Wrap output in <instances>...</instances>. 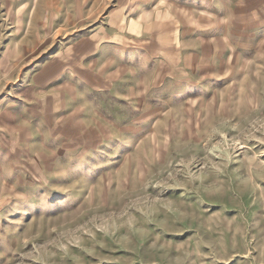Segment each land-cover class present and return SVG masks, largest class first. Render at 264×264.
I'll use <instances>...</instances> for the list:
<instances>
[{"label": "rangeland", "instance_id": "obj_1", "mask_svg": "<svg viewBox=\"0 0 264 264\" xmlns=\"http://www.w3.org/2000/svg\"><path fill=\"white\" fill-rule=\"evenodd\" d=\"M0 264H264V0H0Z\"/></svg>", "mask_w": 264, "mask_h": 264}]
</instances>
